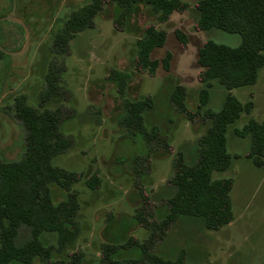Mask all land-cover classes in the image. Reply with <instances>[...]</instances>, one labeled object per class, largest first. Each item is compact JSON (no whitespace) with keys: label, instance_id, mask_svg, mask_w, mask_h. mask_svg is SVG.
Instances as JSON below:
<instances>
[{"label":"rangeland","instance_id":"rangeland-1","mask_svg":"<svg viewBox=\"0 0 264 264\" xmlns=\"http://www.w3.org/2000/svg\"><path fill=\"white\" fill-rule=\"evenodd\" d=\"M88 1L17 0L15 15L25 20L29 29L28 42L20 52L16 51L24 43V32L14 23L0 22V45L7 51L0 56V158L16 160L23 155L25 132L13 116L12 105L16 96L24 95L34 107L60 109L61 131L73 139V144L55 157L54 164L83 174L73 185L79 201L75 239L64 249L53 250L51 264H97L104 244L120 242L122 239L116 241L118 236L124 239L132 234L139 241L147 238L149 230L134 223L133 214L139 208L148 219L162 220L168 209L166 199L174 192L170 179L175 158L181 153L183 162L194 164L197 140L210 125V119L198 109V91L203 83L197 78V50L206 40L232 47L241 42L239 34L218 28L197 31L196 0H184L189 5L187 10L172 12L166 22L159 21L144 0H135V10L128 12L122 24L115 26L113 22L117 6L105 5L92 28L77 32L69 40L66 52L54 51L53 33L73 9ZM10 5V0H0V14L4 15ZM149 24L167 33L164 44L155 47L150 57L161 61L170 53L168 71L161 62L153 72H141L134 66L137 41ZM176 28L186 34L185 46L176 37ZM50 61L60 67L59 90L41 102ZM112 71L129 74L123 90ZM177 84L186 89L191 118L170 101ZM231 92L249 109L242 111L227 130L231 166L213 176L233 181L234 219L211 230L198 217L180 216L161 228V238L154 239L153 251L162 256L175 257L182 250L188 264H264V165L257 167L246 158L249 138L234 132L249 118H264V65L254 84ZM146 94L156 99L154 108L146 113V128H156L158 134L147 145L148 155L140 134L132 133L121 122L125 100ZM224 94V88L212 81L206 106L218 109ZM162 139L170 145L164 146ZM51 190L55 199L62 197L59 188L51 186ZM28 236V229L20 228L18 243ZM42 241L55 245L56 236L44 232ZM136 257V251L129 249L113 254L118 264H141L133 260ZM34 263L47 264L40 257L34 258Z\"/></svg>","mask_w":264,"mask_h":264},{"label":"trees","instance_id":"trees-1","mask_svg":"<svg viewBox=\"0 0 264 264\" xmlns=\"http://www.w3.org/2000/svg\"><path fill=\"white\" fill-rule=\"evenodd\" d=\"M134 2L89 0L76 7L53 33V50L66 52L69 40L77 32L92 28L95 16L105 5L114 3L117 6L113 22L115 26L122 24L128 12L135 10ZM144 2L149 4L161 22L168 21L172 12L183 13L189 6L184 0ZM195 8L198 11L194 22L197 31L218 28L241 37L240 44L235 47L206 40L197 50L200 67L197 78L203 83L198 91V109H202L200 113L210 119V125L197 140L194 164L183 162L181 153L175 158L174 175L170 179L174 192L166 199L168 209L162 220L159 223L150 220L137 208L133 222L149 230L147 238L139 241L132 234L124 239L118 236L116 241L122 239L120 242L104 244L97 264H104V261L118 264L113 254H119L121 249L136 251L137 257L133 260L138 259L141 264H188L182 250L175 257H165L153 251L154 239L163 236L162 227L177 221L180 216L198 217L204 227L211 230L219 229L234 219L230 194L233 181L231 178H215L213 174L231 166L233 157L227 149V130L242 111L249 109V105L242 104L231 90L254 84L264 65V0H196ZM175 34L185 46L188 42L186 34L180 28L175 29ZM166 36L165 30L156 29L153 24L145 27L144 35L137 41L134 59L138 71L153 72L160 62L165 70H169L170 53L167 52L161 61L150 57L155 47L164 44ZM4 54L0 50V56ZM60 72V67L50 61L44 76L46 88L40 94L41 102L58 92ZM111 74L123 90L129 74L125 71H112ZM212 81H217L225 90L218 109L206 106ZM185 93V87L175 85L170 101L191 118L193 113L187 107ZM155 105L156 99L152 94L126 99L125 112L121 117L127 129L140 134L147 155L150 152L147 145L158 137L156 128H146V113ZM12 109L13 116L24 128V152L16 160L0 158V264H35L34 258L38 257L51 264L53 250L64 249L75 239L74 222L79 201L73 185L82 179L83 174L54 164L55 157L73 144V139L61 131L62 115L58 107L37 108L28 103L24 95H18ZM234 132L240 138H249L245 156L255 166L263 167L264 118H249ZM162 143L170 145L165 139ZM151 160V157L147 158L148 167ZM139 172L145 178L144 171ZM51 186L61 190L59 200L54 198ZM20 228L29 231L28 238L21 244L17 241ZM44 232L55 234V245L42 241ZM74 254L80 257L78 252Z\"/></svg>","mask_w":264,"mask_h":264},{"label":"flooded vegetation","instance_id":"flooded-vegetation-1","mask_svg":"<svg viewBox=\"0 0 264 264\" xmlns=\"http://www.w3.org/2000/svg\"><path fill=\"white\" fill-rule=\"evenodd\" d=\"M11 1V5H10V8H9V10H7V12L3 15V14H0V22L1 21H8V22H11V23H14L15 25H17L18 27H20V29L24 32V34H25V31H24V29L18 24V23H16V22H14V21H11V20H8V19H6L5 17H7V16H11V17H14V18H18V19H20V20H22L23 21V23L25 24V26L27 27V25H26V22H25V20H23L22 18H20V17H18V16H16L15 15V10H16V1L17 0H10ZM7 14V15H6ZM27 29H28V27H27ZM28 37H29V29H28ZM24 41H25V38H24ZM24 44V43H23ZM0 47H2L1 45H0ZM0 50H2L4 53H6L7 51H5V49H4V47H2V49H0ZM20 50V49H19ZM18 50V51H19ZM17 52V51H16ZM15 53V52H14Z\"/></svg>","mask_w":264,"mask_h":264},{"label":"water","instance_id":"water-1","mask_svg":"<svg viewBox=\"0 0 264 264\" xmlns=\"http://www.w3.org/2000/svg\"><path fill=\"white\" fill-rule=\"evenodd\" d=\"M5 18L8 19V20H11V21H14V22L18 23L24 29V31H25V41H24V44L22 45V47L20 48V50L17 51V52H20V51H22L24 49V47L26 46V43L28 42V29L25 26V24L23 23V21L20 20V19H18V18H14V17H11V16H7ZM0 49H2V47H0Z\"/></svg>","mask_w":264,"mask_h":264}]
</instances>
